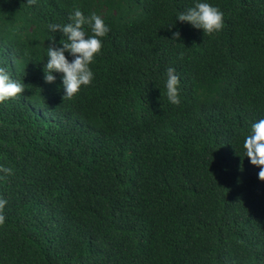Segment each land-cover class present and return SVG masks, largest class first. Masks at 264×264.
<instances>
[{
  "label": "trees",
  "instance_id": "trees-1",
  "mask_svg": "<svg viewBox=\"0 0 264 264\" xmlns=\"http://www.w3.org/2000/svg\"><path fill=\"white\" fill-rule=\"evenodd\" d=\"M208 2L211 34L175 19L192 0H0V66L25 87L0 103V264H264L243 149L264 117V0ZM74 7L110 30L69 99L42 67Z\"/></svg>",
  "mask_w": 264,
  "mask_h": 264
},
{
  "label": "clouds",
  "instance_id": "clouds-1",
  "mask_svg": "<svg viewBox=\"0 0 264 264\" xmlns=\"http://www.w3.org/2000/svg\"><path fill=\"white\" fill-rule=\"evenodd\" d=\"M175 19L201 29L204 34L217 32L223 26V12L208 0H192V5L178 11ZM47 30L49 33L59 30L63 39L59 40L60 46H55L51 43L52 36L47 38L50 43L44 47L46 53L43 57L47 59L42 67V79L51 83L56 79L53 73L62 74V97L70 99L80 91L81 86H87L93 81L91 64L101 51L102 38L109 32V25L100 14L94 11L85 14L79 7H74L67 22L49 23ZM173 36L178 37L179 33L175 32ZM163 86L167 101L179 104V78L174 68L166 69ZM24 89V83L17 78L15 71L12 70L11 75L6 66H0V103L16 98ZM243 149L248 162L259 166L257 179L264 181V117L251 124L248 134L244 137ZM11 171L10 168L0 165V173L11 174ZM7 203L5 198L0 197V223L4 222L3 209Z\"/></svg>",
  "mask_w": 264,
  "mask_h": 264
}]
</instances>
